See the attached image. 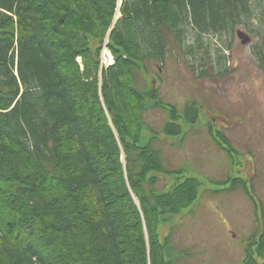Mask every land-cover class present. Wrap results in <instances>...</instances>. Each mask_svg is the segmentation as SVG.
I'll use <instances>...</instances> for the list:
<instances>
[{
  "label": "trees",
  "instance_id": "16d2710c",
  "mask_svg": "<svg viewBox=\"0 0 264 264\" xmlns=\"http://www.w3.org/2000/svg\"><path fill=\"white\" fill-rule=\"evenodd\" d=\"M118 1L0 0V264H172L160 223L200 181L172 173L156 189L165 171L154 136L142 142L144 113L167 105L136 72L176 44L199 76L228 75L239 25L264 71V0H121L115 19Z\"/></svg>",
  "mask_w": 264,
  "mask_h": 264
},
{
  "label": "rangeland",
  "instance_id": "374dc122",
  "mask_svg": "<svg viewBox=\"0 0 264 264\" xmlns=\"http://www.w3.org/2000/svg\"><path fill=\"white\" fill-rule=\"evenodd\" d=\"M205 41L214 48L216 37H206ZM254 41L252 37L250 43L242 44L234 33L231 50L224 52L229 57L226 66L230 69L225 76H199L198 60L185 55L176 44L170 46L162 66L152 62L147 64V71L140 68L136 72L138 89L144 92L151 87L158 88L167 105V109L149 106L144 113L142 142L154 136L151 144L159 151L165 171L158 174L156 189L168 190L175 180L172 173L200 181L197 199L178 215L160 223V237H170L167 259L172 264H241L245 254L248 217L236 209L242 203L240 192L231 195L226 191L227 156L209 131L207 115L223 114V111L250 112L255 101L260 100L257 105L263 107L264 71L255 59ZM110 53L109 49H102L101 60L105 66L111 59ZM206 70L210 71L209 64ZM188 104H193L198 111L193 120L185 114ZM170 107L174 108L177 118L173 117ZM174 121L180 125L181 133H165L167 123ZM260 250L257 262L264 260V247Z\"/></svg>",
  "mask_w": 264,
  "mask_h": 264
},
{
  "label": "flooded vegetation",
  "instance_id": "af4514ba",
  "mask_svg": "<svg viewBox=\"0 0 264 264\" xmlns=\"http://www.w3.org/2000/svg\"><path fill=\"white\" fill-rule=\"evenodd\" d=\"M236 29L244 30L239 25L234 33ZM260 101H255L250 112L207 115L209 131L227 156L226 191L231 195L240 192L242 203L236 209L248 217L249 235L241 264L249 262V256L256 264L264 263L257 262L264 247V102L261 108Z\"/></svg>",
  "mask_w": 264,
  "mask_h": 264
},
{
  "label": "water",
  "instance_id": "95a60500",
  "mask_svg": "<svg viewBox=\"0 0 264 264\" xmlns=\"http://www.w3.org/2000/svg\"><path fill=\"white\" fill-rule=\"evenodd\" d=\"M236 36L240 39L242 44H248L251 42V36L242 29H236Z\"/></svg>",
  "mask_w": 264,
  "mask_h": 264
}]
</instances>
